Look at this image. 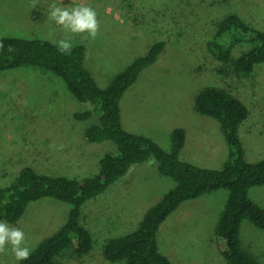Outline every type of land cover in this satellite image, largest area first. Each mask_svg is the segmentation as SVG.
Returning a JSON list of instances; mask_svg holds the SVG:
<instances>
[{"label": "rangeland", "instance_id": "1", "mask_svg": "<svg viewBox=\"0 0 264 264\" xmlns=\"http://www.w3.org/2000/svg\"><path fill=\"white\" fill-rule=\"evenodd\" d=\"M53 4L92 7L100 21L98 36L92 39L63 30L50 18ZM230 14L264 30V0H0V36L43 39L56 45L68 38L73 45L84 44L86 65L101 88L146 55L153 44L166 41L159 60L123 96L124 128L151 138L167 152L172 149L174 130L185 129L188 143L181 158L221 169L229 146L220 122L195 108L196 97L207 86L227 89L246 104L251 114L248 123L254 122L257 130L249 135L242 130L241 138L250 160L255 162L264 154L256 151L264 141V64L250 76L240 77L231 66L213 60L208 48L215 24ZM99 46L112 51H95ZM249 47L241 43L233 55ZM97 107L79 101L51 71L34 66L0 71V186L13 184L17 170L25 166L78 180L99 175L102 157L117 152V146L111 141L85 140L87 129L100 123L99 113L90 120L74 117ZM43 136L48 140L43 142ZM67 143L76 146L68 151L72 164L79 165L72 174L63 169L67 165L60 147ZM176 184L160 172L155 158L133 166L125 178L83 209L82 223L93 235V249L81 256L66 253L59 264H111L104 258L105 244L136 230L147 211ZM250 196L264 206L263 185ZM228 197L229 191L222 189L185 202L161 225L160 251L173 264H227L216 230ZM71 209L70 204L42 199L29 205L18 224H8L24 231L26 246L34 251L66 223ZM241 239L244 248L264 264V229L245 221ZM0 264H20L10 246L0 254Z\"/></svg>", "mask_w": 264, "mask_h": 264}, {"label": "trees", "instance_id": "2", "mask_svg": "<svg viewBox=\"0 0 264 264\" xmlns=\"http://www.w3.org/2000/svg\"><path fill=\"white\" fill-rule=\"evenodd\" d=\"M214 28V39L208 44L213 60L231 66L232 72L240 77L250 76L256 66L264 64V30L238 14L226 16ZM244 42L250 44L248 51L234 56V49ZM0 44L4 46L0 49V71L34 66L55 73L79 101L98 106L74 115L77 120H90L97 113L101 115L100 123L87 129V142L111 141L117 146V152L101 159L99 175L78 180L40 173L25 166L17 170L13 184L0 186V222L18 224L29 205L42 199H54L72 207L66 223L20 264H59L60 257L66 253L79 256L89 253L94 242L92 233L82 223L85 205L106 194L133 166L148 164L151 158L159 162L160 172L177 184L147 211L136 230L105 244L104 258L108 262L173 264L158 246L161 225L185 202L227 189L229 197L216 230L221 252L227 264H260L257 257L244 248L241 231L245 221L264 229V208L250 197L253 187L264 185V160L254 163L247 156L241 129L248 124L251 114L239 97L217 86H207L196 97V110L220 122L229 146V157L223 168H205L181 158L187 142L185 129L174 130L172 149L167 152L151 138L129 132L123 126V96L142 73L159 60L167 48L166 41L153 44L146 55L137 58L106 88L97 84L87 67L84 44L73 45L70 54L61 53L55 43L43 39L0 36ZM9 48L12 51H8Z\"/></svg>", "mask_w": 264, "mask_h": 264}, {"label": "clouds", "instance_id": "3", "mask_svg": "<svg viewBox=\"0 0 264 264\" xmlns=\"http://www.w3.org/2000/svg\"><path fill=\"white\" fill-rule=\"evenodd\" d=\"M49 15L66 32L87 34L92 39H95L99 34L98 14L90 6L72 7L53 4ZM3 47V44H0V49ZM57 48L61 53L70 54L73 44L68 38L61 39L57 43ZM8 51H12V49L9 48ZM9 246L17 261H25L30 258L32 250L26 246L24 231L21 228L10 226L7 222H0V254H6Z\"/></svg>", "mask_w": 264, "mask_h": 264}, {"label": "crops", "instance_id": "4", "mask_svg": "<svg viewBox=\"0 0 264 264\" xmlns=\"http://www.w3.org/2000/svg\"><path fill=\"white\" fill-rule=\"evenodd\" d=\"M9 37H11V36H9ZM95 51H100V52H102V51H105V52H109V51H112V50H108L107 48H104V47H102V46H99V48L97 47L96 48V50ZM87 56H88V51H87ZM93 59V58H92ZM94 60V59H93ZM90 65H91V63H89ZM92 66V65H91ZM90 70V69H89ZM91 71V70H90ZM91 73H92V75H93V77H94V79H95V81L97 82V84H98V80L96 79V77H95V74L91 71ZM121 111H122V108H121ZM124 126V125H123ZM255 129V131L257 130V127H255L254 126V122L253 123H248L247 125H245V126H243L242 127V129H241V134H242V130H243V132H244V130H245V132L249 135L250 134V132H252V130H254ZM41 140H43V142L44 141H47L48 140V138H46V137H42L41 138ZM85 140H86V138H85ZM256 140L257 139H255L254 141H253V144H252V146L253 145H255L256 144ZM187 143H188V137H187V142H186V145H185V148H186V146H187ZM88 144V143H87ZM62 146V145H61ZM64 147H60L61 149H63L64 150V154H62V160H63V164L64 165H67V166H65L63 169H66V170H68V172H70L71 174L73 173V171H76V169L79 167V165H73L72 164V159L70 158V154H69V150H71L72 151V149H74V147H76L74 144H72V143H67V144H65V145H63ZM42 147H44V143H42ZM246 147V146H245ZM184 148V149H185ZM41 149V148H40ZM263 149V151H261ZM256 151H260L259 153L261 154V153H264V141L262 142V146L259 148V149H257ZM182 155V157L184 156V150H183V153L181 154ZM247 156L249 157V155L247 154ZM51 156H49V158H50ZM103 158V157H102ZM250 159V158H249ZM261 160H264V154H262V156H260V158H259V160H256L255 162H259V161H261ZM252 162H254L253 160H251ZM254 162V163H255ZM70 176H68V178H69ZM264 186V185H263ZM256 187H262V186H256ZM256 187H253L251 190H250V195H251V191L254 189V188H256ZM260 190V189H259ZM262 190V189H261ZM251 197V196H250ZM251 199H252V197H251ZM116 200V198L114 199V201ZM253 200V199H252ZM253 201H255V200H253ZM256 202V201H255ZM264 202V201H263ZM259 206H261V207H263L264 208V206L261 204V203H259V202H256Z\"/></svg>", "mask_w": 264, "mask_h": 264}]
</instances>
